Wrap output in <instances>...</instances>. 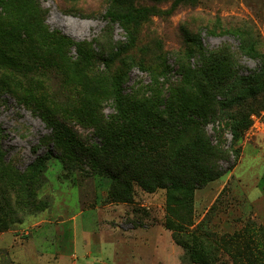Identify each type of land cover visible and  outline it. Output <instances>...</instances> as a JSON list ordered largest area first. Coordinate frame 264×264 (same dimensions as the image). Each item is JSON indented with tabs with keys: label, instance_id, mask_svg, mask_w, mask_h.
<instances>
[{
	"label": "rangeland",
	"instance_id": "obj_1",
	"mask_svg": "<svg viewBox=\"0 0 264 264\" xmlns=\"http://www.w3.org/2000/svg\"><path fill=\"white\" fill-rule=\"evenodd\" d=\"M1 1L0 25L14 30V55L32 70L0 72V264H246L259 256L264 0H129L154 10L127 25L111 22L108 11L121 12L128 2L37 0L42 24L24 5L16 12ZM49 33L74 42L66 54L46 45ZM78 45L94 55L91 65ZM218 58L228 70L222 81L205 73ZM119 77L125 94L154 99L161 112L174 92L196 105L220 103L205 129L212 140L221 134L230 159L221 162L223 176L195 190L191 216L169 189L147 192L134 184L126 200L110 201L112 179L84 148L66 157L54 144L45 115L84 145L99 142L91 101L99 98L101 117L115 114L110 89ZM240 116L250 123L234 142L230 125ZM48 149L55 156L32 176L30 165Z\"/></svg>",
	"mask_w": 264,
	"mask_h": 264
},
{
	"label": "trees",
	"instance_id": "obj_2",
	"mask_svg": "<svg viewBox=\"0 0 264 264\" xmlns=\"http://www.w3.org/2000/svg\"><path fill=\"white\" fill-rule=\"evenodd\" d=\"M113 1L118 4L128 2L125 10L121 12L108 11L111 22L120 21L124 25L137 24L154 10L150 7H137L129 0ZM188 1L190 0H175L174 4L179 5ZM1 3L5 7L10 5V9L16 12L20 10L21 5H24L34 14V18L43 24V12L37 0H2ZM16 18L21 20L20 15H16ZM73 43L69 37L61 33H49V43L46 45L66 54L65 49ZM14 45V30L9 26L0 25V72L8 69L32 70L14 55ZM78 49L80 54H85L88 58L86 64L91 65L92 62L89 61L94 55L81 45H78ZM247 51H250L248 54L257 57L252 52L255 50ZM227 71L225 67L222 68V61L218 58L205 73L208 76H216L222 81L225 80ZM117 79L120 80L110 89L116 109L115 114L108 119L101 117L99 102L96 101L99 98L91 101L92 110H95L93 123L99 142L86 146L66 125L45 115L46 122L54 132V144L61 150V155L66 157L78 156L80 146L84 148L85 157L99 173L112 179L108 190L110 201L126 200L132 195L134 184L147 192L169 189L175 193L170 195L179 203V207L182 208L184 205L187 216H191L195 190L223 176L225 170L221 162L230 159L231 153L224 147L221 134L212 140L205 129V124L219 110L220 103L218 100H211L196 105L186 98V93L174 92L173 101L165 106L167 109L164 112H161L154 99L139 100L135 96L125 94L121 88L122 79L120 77ZM100 83L101 81H96L99 88ZM245 88L251 94L256 92L253 85ZM228 102L233 104V98L231 97ZM249 123L250 121L243 116L234 117L230 125L234 142L242 138ZM192 128L194 131L189 141L180 142L184 133ZM176 142H179L177 148L169 149L170 145ZM37 150L38 148L34 149L35 152ZM234 150L238 156V150ZM54 156L52 149L37 155L29 168L31 175L35 177L40 174L46 163ZM66 159L68 158H64ZM233 165L235 162L230 167ZM257 250L259 256L255 259L249 256L246 264H259L264 260V240Z\"/></svg>",
	"mask_w": 264,
	"mask_h": 264
},
{
	"label": "crops",
	"instance_id": "obj_3",
	"mask_svg": "<svg viewBox=\"0 0 264 264\" xmlns=\"http://www.w3.org/2000/svg\"><path fill=\"white\" fill-rule=\"evenodd\" d=\"M156 231V230H155ZM157 232V231H156ZM156 232H154L156 234ZM160 232V231H159Z\"/></svg>",
	"mask_w": 264,
	"mask_h": 264
}]
</instances>
